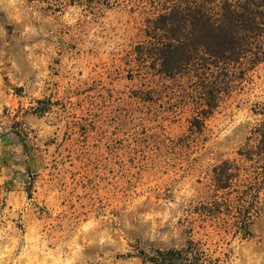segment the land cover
I'll list each match as a JSON object with an SVG mask.
<instances>
[{
	"label": "rangeland",
	"instance_id": "rangeland-1",
	"mask_svg": "<svg viewBox=\"0 0 264 264\" xmlns=\"http://www.w3.org/2000/svg\"><path fill=\"white\" fill-rule=\"evenodd\" d=\"M173 1L0 0V264H264V58L195 128L199 82L143 51Z\"/></svg>",
	"mask_w": 264,
	"mask_h": 264
},
{
	"label": "trees",
	"instance_id": "trees-1",
	"mask_svg": "<svg viewBox=\"0 0 264 264\" xmlns=\"http://www.w3.org/2000/svg\"><path fill=\"white\" fill-rule=\"evenodd\" d=\"M147 36L142 49L159 73L199 82L201 109L192 121L199 129L231 87L237 65H254L264 58V0H174L151 21ZM257 133L256 155L264 159V125ZM212 171L218 189L230 185V164L222 162ZM138 254L149 264H203V252L192 241L181 249Z\"/></svg>",
	"mask_w": 264,
	"mask_h": 264
}]
</instances>
